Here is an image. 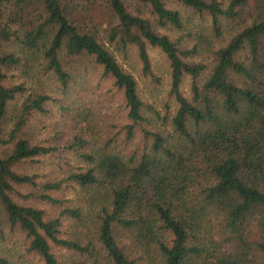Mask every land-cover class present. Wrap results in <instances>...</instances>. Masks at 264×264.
I'll use <instances>...</instances> for the list:
<instances>
[{
    "label": "trees",
    "instance_id": "obj_1",
    "mask_svg": "<svg viewBox=\"0 0 264 264\" xmlns=\"http://www.w3.org/2000/svg\"><path fill=\"white\" fill-rule=\"evenodd\" d=\"M171 3L207 17L214 38L224 23L234 24L232 35L217 49L204 36L191 49L179 48L160 32L183 29ZM131 47L143 76H152L149 49L166 58L176 106L172 134L143 128L148 148L128 159L76 150L91 166L59 180L39 184L19 173L18 165L56 149L24 135L29 118L45 113L48 95L7 85L6 71L52 75L66 88L71 62L92 59L122 93L130 139L150 109L115 56ZM200 53L209 66L191 61ZM186 77L189 97L181 89ZM85 144L75 136L70 149ZM67 184L95 189L101 199L96 239L104 264H264V0H0V225L25 233L27 251L43 264H60L53 247L95 252L92 241L62 236L63 218L81 222L82 210L63 207L46 218L13 196L31 186L37 200L60 205L50 193ZM0 264L10 263L0 256Z\"/></svg>",
    "mask_w": 264,
    "mask_h": 264
},
{
    "label": "rangeland",
    "instance_id": "obj_2",
    "mask_svg": "<svg viewBox=\"0 0 264 264\" xmlns=\"http://www.w3.org/2000/svg\"><path fill=\"white\" fill-rule=\"evenodd\" d=\"M170 7L181 13L183 29H160V32L178 42L181 49L193 48L203 36L209 40L212 38L213 49H217L232 35L234 24L224 23L222 35L217 39L211 32V23L207 17L202 18L175 3H171ZM148 54L152 76L142 75V64L135 47H131L124 56L119 55L118 52L115 54L122 67L134 76L141 98L150 107L145 110L147 122L137 128L130 139L127 138L124 128L128 120L122 93L113 86L112 79L102 77L101 68L95 65L92 59H76L71 62L74 75L66 88L62 87L52 75L30 79L25 77L21 67L6 71L7 85L23 84L28 92L41 90L48 95L49 100L44 105L45 113L34 114L29 118L24 128V135L32 143L56 149L49 155L18 165L17 171L34 177L39 184L59 180L72 172L83 171L91 166L78 155L76 150L92 154L104 149L128 159L132 154L141 153L146 147L148 148L145 144L143 128L159 129L164 134H172L169 121L176 106L168 95V63L165 56L157 49H149ZM191 61H202L210 65L207 53L195 55ZM189 84L190 80L186 77L181 89L187 97L190 96ZM75 136H79L86 144L83 147L75 146L70 149ZM94 190L83 191L67 184L59 192L50 193L54 198L62 200V204L49 205L36 199L34 195H37V191L31 186L16 188V194L13 196L15 201L21 205H30L43 210L46 218L57 216L63 207L82 210L81 222L69 217L63 218L62 236L79 238L83 245L92 241L96 247L95 252L80 254L53 247L52 251L60 264H94L95 260L104 264L103 251L96 239L97 215L101 208V199L93 194ZM29 241L27 235L17 228H11L7 223L0 225V256L5 257L10 264H43L38 255L27 251ZM143 264H147L145 259Z\"/></svg>",
    "mask_w": 264,
    "mask_h": 264
}]
</instances>
